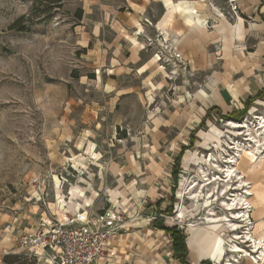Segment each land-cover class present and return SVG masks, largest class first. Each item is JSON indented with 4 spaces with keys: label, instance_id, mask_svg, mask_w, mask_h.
I'll return each instance as SVG.
<instances>
[{
    "label": "rangeland",
    "instance_id": "rangeland-1",
    "mask_svg": "<svg viewBox=\"0 0 264 264\" xmlns=\"http://www.w3.org/2000/svg\"><path fill=\"white\" fill-rule=\"evenodd\" d=\"M51 2L35 5L34 0H0V264H50V250L43 252L22 245L16 233L10 235L7 246H2L13 225L28 232L54 216L60 221L71 217L76 219L73 226L82 227L108 210L112 205L105 192L116 186L110 166L115 162L125 165L135 145L148 143L143 140L141 130L153 127L155 114L159 113V117L164 111L172 110L182 99L186 90L182 82L190 75L179 69L181 63L177 60L167 64L165 58L158 64L165 66L161 75L168 77L167 87L151 83L150 74L134 68L123 70L128 65L119 62L122 58L127 60V56L99 53L96 37L85 27L82 0H62L60 6ZM156 40L157 37L150 40L152 45L147 41V46L157 45ZM246 107L228 114L227 118L214 111L204 123L200 121L187 151L182 154L168 203L157 213L166 228L185 234L186 245L190 230L194 231L190 241L192 255L198 259L212 258L200 264H251L242 257L244 253L230 252L233 244L248 253L253 250L252 243L246 244L245 238H236V232H228L230 227L226 236L223 237V232L217 237L224 248L221 258L198 251L204 235L203 229L196 230L210 226L218 230L205 224V219L208 214L225 216L226 207L221 202L234 195L232 192L222 197L224 184L205 188L202 185L207 183L202 182L204 179L225 177L217 170L228 166L229 155H238L227 146L249 144L246 136L239 134L249 131L232 129L229 124L246 122L253 128L252 133L263 131L260 139L264 144V130L256 133L259 122L264 121V92ZM241 115L240 119L236 118ZM262 162L258 159L252 163L243 158L239 172L251 182L260 172L264 176ZM35 177L42 182L41 191L33 185ZM237 180L234 179L231 188L238 186ZM197 183H201L199 188ZM200 191L203 192L199 202L189 197ZM240 191L238 194L242 196L246 189ZM81 192L83 196L79 195ZM209 195L214 197L207 199ZM81 198H86L84 207H91L86 209L88 222L79 223L77 213L62 209L58 203L84 213V208L79 207ZM115 208L128 210L118 204ZM137 218H140L138 211L124 214L125 228L121 235L128 223ZM251 219L239 231L240 236L249 230L264 242L255 233V221ZM171 252L172 242L164 251L165 264H172ZM187 263H196L189 249ZM176 264L181 263L176 261Z\"/></svg>",
    "mask_w": 264,
    "mask_h": 264
},
{
    "label": "crops",
    "instance_id": "crops-1",
    "mask_svg": "<svg viewBox=\"0 0 264 264\" xmlns=\"http://www.w3.org/2000/svg\"><path fill=\"white\" fill-rule=\"evenodd\" d=\"M82 2L85 27L96 37L99 53L127 56V60L122 58L119 62L128 65L129 68L122 67L123 70L134 68L150 74L151 83L167 87L168 77L161 75L165 66L158 64L155 56L158 47L147 46V41L155 40L163 32L183 57L179 69L190 72L189 78L182 82L186 89L182 99L172 110L169 108L159 117V113L155 114L153 127L141 130L143 140L148 143L135 145L125 165L115 162L110 166L116 186L105 192L109 203L113 207L124 206L131 214L138 211L140 218L132 219L127 230L110 246L108 255L95 263L165 264L164 251L168 243L171 245V239L165 230L157 229L154 224L158 211L171 196L176 159L187 151L195 128L211 109L219 110L222 115L232 114L264 91V0ZM232 7H236L235 10ZM261 175L260 172V176L251 181L256 192L251 216L256 224L263 222L259 228L255 226V233L264 239V176ZM85 200H78L84 213L65 208L62 202L58 204L88 222L86 209L91 206L84 207ZM36 227L27 232L13 225L2 246L9 244L10 235L14 233L23 245L22 237L33 234ZM202 229L205 228L196 230ZM193 237L194 231L190 230L187 246L194 264L212 260L192 255L190 241ZM171 263L176 264L173 256Z\"/></svg>",
    "mask_w": 264,
    "mask_h": 264
},
{
    "label": "built area",
    "instance_id": "built-area-1",
    "mask_svg": "<svg viewBox=\"0 0 264 264\" xmlns=\"http://www.w3.org/2000/svg\"><path fill=\"white\" fill-rule=\"evenodd\" d=\"M235 8L232 7L234 10ZM156 42L159 51L155 56L158 61L165 58L167 64L172 62V59L182 63L183 57L175 47L170 45L168 37L163 32L158 34ZM149 43L152 45L150 40ZM243 133L248 141L250 138L248 132ZM227 147L229 150H233L231 147L235 146ZM233 157L236 158L237 155H229L226 162ZM227 167H222V169L225 170ZM217 171L226 176L223 171ZM32 182L34 187L42 190V182L39 177L33 178ZM65 206L63 204V207ZM113 209L114 207L111 206L103 213L97 214L88 226H73L76 219H71V217H66L65 221H60L58 218L41 221L33 234L22 237L23 245H30L43 251L50 250L52 253L50 264H95L108 255L110 246L120 238L121 232L125 228L124 214L127 211ZM249 210L251 209L249 208Z\"/></svg>",
    "mask_w": 264,
    "mask_h": 264
},
{
    "label": "bare ground",
    "instance_id": "bare-ground-1",
    "mask_svg": "<svg viewBox=\"0 0 264 264\" xmlns=\"http://www.w3.org/2000/svg\"><path fill=\"white\" fill-rule=\"evenodd\" d=\"M263 120H264V118H263ZM259 124H260L259 126L257 125L258 130L256 131V133L260 130H264V121L259 122ZM229 126L232 127V129H245L246 128L247 131H249L247 134L250 136V138L248 140L249 144H239L238 143V145L236 147H231L232 149H234L238 152L237 153L238 159L237 160L234 159L235 157H233V159L230 158V160H228L226 162L229 165L225 170L219 168V166L216 165L220 169V171H223L224 173H226L225 177L220 176L218 178L216 177L215 179H212V181L209 180L210 178L204 179L202 181V182L207 181V183L202 184L204 188L206 186L212 185V184H215V185L224 184L223 186L225 187V190H223L224 193H223L222 197H226L227 195H229L232 192H234V195H231L230 199H227V197L224 198V201L221 202L226 207L224 209L226 212L225 216L218 217V216H214V214H212V215L208 214L207 219H205V220H207L206 221L207 223H205V224H207L208 226L214 225L218 230H213L211 228L212 226H210V228L208 227V228L203 229L204 237L201 238V246H200L201 248L198 251L200 252L201 250H204L208 254H212V255H215V256H218L221 258L224 254V248H223V244H221V242L218 241L217 237H220V234H222L223 232H225L223 237L226 236V230H227V228L230 227L228 232H236V235H237L236 238H241V237H242V239L245 238L244 243H246V244L252 243L251 245H253V246H251V247H253V250L250 253L247 252L248 250L242 249V247H240L238 244H233L231 246L230 252L231 253H244L245 255L242 254L243 255L242 257L246 258V261L251 263V264H264V242H261L260 238H256L253 234L249 233V230L248 231L246 230L248 232L246 235L243 234L245 236H240L239 231L242 229L244 230L245 229L244 227L247 226L246 223L248 222V219L252 218V216L250 214L252 213V211L254 210V207H255L253 205L252 199L255 196L256 192L253 191V184L249 180H247L246 177H244L239 172V169H238L239 166L241 164H243L242 159L244 157H246L252 163H256V161L258 159H260L261 161L264 162V147L263 148L261 147V146H264V144L263 145L261 144L263 140L260 139L261 133L263 131L262 132L260 131L261 132L260 134H258L259 133L258 132L257 135L255 133H252L253 128L250 126V124H248L246 122H245V124H236V123L232 122L229 124ZM243 132H245V131H243ZM243 132H242V135L244 134ZM239 134H241V132ZM256 155L258 157H256ZM234 179H238L237 180L238 186L235 188H231L232 187L231 184L234 181ZM201 183H199V184L197 183L198 188H199V185ZM244 189H246V191L243 192V194L245 193L244 197H243V195L240 196L238 193L240 190H244ZM188 190H190V189H188ZM232 190H234V191H232ZM202 192L203 191H200L198 193L195 192L196 194L192 193L193 196L191 195L189 197H191L192 200H195V202H197V201L199 202L200 201L199 197L201 196ZM212 197H214V196L209 195V197H207V199L212 198ZM216 198H217V196H216ZM230 201H233V202L231 203ZM249 208L251 210H249ZM245 209L247 211L249 210L248 212H251V213L249 214ZM227 213H230L231 215L228 216V215H226ZM236 220H238V221H236ZM251 221H252V219H251ZM262 223L263 222H261V221L257 222V224L255 223V226L257 228H259L262 225ZM227 237H228V235H227ZM256 254H259L258 257L256 256Z\"/></svg>",
    "mask_w": 264,
    "mask_h": 264
},
{
    "label": "trees",
    "instance_id": "trees-1",
    "mask_svg": "<svg viewBox=\"0 0 264 264\" xmlns=\"http://www.w3.org/2000/svg\"><path fill=\"white\" fill-rule=\"evenodd\" d=\"M44 1H52L51 4H54V5H58L60 6V3L62 0H34L35 2V5H37L39 2H44ZM21 20H19L18 22H16V24H14L13 28H17V26L20 24ZM19 30H24V29H19ZM264 91H262L261 93H259L256 97L250 99L247 104H246V109L250 107V104L260 98L262 96ZM214 111V109H211L205 120L203 121V123L208 120L210 117H211V113ZM217 114L219 116H222L221 118H227V117H230L229 115H222L221 112L219 110L216 111ZM242 117L239 116V117H236L237 119H240ZM183 154V153H182ZM183 155H180L177 159H176V162L174 164V168H173V177L174 178H177V174H178V170H179V167L181 166L180 164V161H181V158H182ZM154 227H156L157 229H161V230H165V232L168 234V236L170 237L171 239V242H172V249H173V259L175 261H179L181 264H188L187 263V255H188V248H187V245H186V236L184 233L176 230V229H169V228H166L163 224L162 221H160L159 219L156 220L155 224H154ZM205 264V263H204Z\"/></svg>",
    "mask_w": 264,
    "mask_h": 264
},
{
    "label": "water",
    "instance_id": "water-1",
    "mask_svg": "<svg viewBox=\"0 0 264 264\" xmlns=\"http://www.w3.org/2000/svg\"><path fill=\"white\" fill-rule=\"evenodd\" d=\"M159 217H160V215H157V217L155 218V220L158 219Z\"/></svg>",
    "mask_w": 264,
    "mask_h": 264
}]
</instances>
